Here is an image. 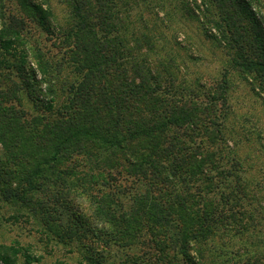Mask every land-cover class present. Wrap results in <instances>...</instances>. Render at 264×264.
<instances>
[{"label": "trees", "instance_id": "trees-1", "mask_svg": "<svg viewBox=\"0 0 264 264\" xmlns=\"http://www.w3.org/2000/svg\"><path fill=\"white\" fill-rule=\"evenodd\" d=\"M59 1L69 7L58 30L61 60L23 43L25 16L8 14L0 27V202L35 208L49 221L54 205L64 207L66 225L51 231L50 222L46 229L64 244L74 237L87 243L77 260L63 264H108L113 244L140 252L146 247L160 264H203L196 243L220 227L219 202L231 208L243 198L234 199L239 189L233 178L228 193L221 192L224 200L218 199L224 183L218 174L239 183L231 172L242 164L234 149L218 144L216 106L228 102L229 78L224 73L210 86L202 77L187 82L171 61L151 65L136 56L128 43H141L128 27V0ZM197 1L182 0V6ZM199 2L201 15L190 10L205 35L226 49L229 68L250 79L252 91L258 84L264 93V27L256 0ZM46 3L18 0L50 33ZM64 65L74 79L62 80L69 93L58 101ZM229 155L235 161L218 169ZM238 240L241 253L236 250L231 262L223 254L218 264H252L251 245ZM9 247L0 249V264H30L28 253L16 263L20 250ZM140 252L111 264H143Z\"/></svg>", "mask_w": 264, "mask_h": 264}, {"label": "rangeland", "instance_id": "rangeland-1", "mask_svg": "<svg viewBox=\"0 0 264 264\" xmlns=\"http://www.w3.org/2000/svg\"><path fill=\"white\" fill-rule=\"evenodd\" d=\"M1 1L2 7L6 8L5 10L3 8L2 16L0 13V27L7 23L8 14L25 16L23 43H26L27 47L33 45L38 47L50 60H61L63 48L60 47L58 30L69 17V7L65 2L45 0L47 3L44 6L50 8L46 22L51 26V30L47 33L38 20H34L20 9L18 0ZM128 1H130L128 7L130 16L127 22L132 23L128 27L134 30L135 36L141 43L139 47L134 46L131 40L128 43L136 56L146 59L151 65L159 60L171 61L177 77L187 82L202 77L206 85L210 86L213 79H219L226 73L231 83L228 102L224 104L218 102L216 106L217 122L222 128V136L218 135V144L234 149L235 154L242 159V164L240 167L235 166L231 172V175L235 172L239 175V183H236L235 177L222 178V175L218 174V183L222 184L224 181L218 186V199L224 200L221 192L226 194L227 185L233 182V178L235 187L239 189L234 199L238 195L243 198L233 203L231 208H227L225 202H219L221 212L217 209L216 213H224V217L218 220L220 227L213 230L212 237L196 243V247L202 252L201 262L218 264L223 254L228 256L226 258L230 262L235 260L236 250L241 253L238 240L241 239L251 245L250 251L253 255L251 263L264 264V93L261 87L256 84L252 91L250 79L245 76L243 78V75L229 68V63L226 62L228 55L226 49L219 47L212 38L205 35L190 10L192 9L194 14L201 15L205 6L200 5L199 0L196 6L190 3L188 7L182 6V0ZM197 4L200 6L197 7ZM253 6L261 17L264 27V0H256ZM29 11L32 14V10ZM32 15L34 16V12ZM125 37L130 39V36ZM12 45L8 49L13 48ZM15 45L20 48V45ZM63 79L67 81L74 79L69 66L64 65L57 77L58 101L65 99L69 93L65 86L61 87ZM24 103L27 108L32 109V104L26 97ZM232 155L220 159L218 169L222 168L223 164L225 168L231 166L235 161ZM81 207L87 215L90 213L88 201L83 200ZM53 208L54 211L51 212L55 219L49 221L48 218H43L42 211H34L35 208L30 209L18 203L5 205L0 202V243L8 245L6 248L1 246L0 249L9 251L10 244L17 247L20 252L16 254V263L23 260L24 253L30 254V264H63L77 260L84 251L87 241L74 237L66 240L67 243L64 244L54 232L49 233L46 229L47 224L51 222V231L52 228L56 230L59 228L58 223L66 225V218L70 214L62 206L54 205ZM240 226L244 229H240ZM110 249L113 255L111 254L105 262L108 264L122 258L127 252H140L134 247L119 249L114 244ZM143 249L140 252L143 255V264H160V261L150 257L149 249L146 247ZM254 256L259 257L257 262Z\"/></svg>", "mask_w": 264, "mask_h": 264}]
</instances>
